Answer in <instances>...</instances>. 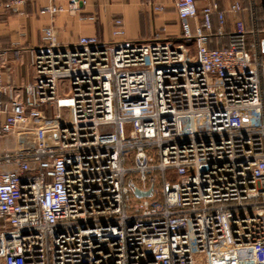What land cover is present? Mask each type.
<instances>
[{"label":"built area","instance_id":"obj_1","mask_svg":"<svg viewBox=\"0 0 264 264\" xmlns=\"http://www.w3.org/2000/svg\"><path fill=\"white\" fill-rule=\"evenodd\" d=\"M5 1L18 14L41 0ZM47 1L52 17L87 5ZM204 3L174 1L179 38L64 45L42 28L24 95L0 53V264H264V0L250 29L235 2L230 32Z\"/></svg>","mask_w":264,"mask_h":264},{"label":"crops","instance_id":"obj_2","mask_svg":"<svg viewBox=\"0 0 264 264\" xmlns=\"http://www.w3.org/2000/svg\"><path fill=\"white\" fill-rule=\"evenodd\" d=\"M5 1V0H4ZM87 5L84 6L75 15L63 13L57 16H50L41 11L47 7L49 2L41 0L37 4L27 5L20 14H15L21 20L14 21L12 31L19 28L26 33L24 39L15 36L12 43L19 44L14 46L13 50L2 53L3 60V79L4 83L14 89L16 93H25V86L34 82V54L33 49L41 43V29L47 26H53L58 34L59 41L64 45H74L80 37L97 36L101 41L110 42L113 40L128 41H151L155 37L160 38H179L182 34L180 18L176 12L175 0H86ZM220 8L227 11L226 14V30L230 32L233 29L237 15L229 12L230 7L235 2H240L244 7V12L240 15L245 24L253 23L250 18L249 11L252 10V0H218ZM6 3V1L4 2ZM152 4L164 8L163 12H155ZM204 0H197V5L201 9L204 6ZM31 7L33 8V15ZM0 16H1V0H0ZM34 19L36 29L30 30L27 24V17ZM23 17V18H22ZM122 18L124 20V35L120 39L113 37L114 19ZM86 18V19H82ZM20 24V25H18ZM194 27V23L192 22ZM215 25L217 21L215 20ZM2 25L0 21V36L2 33ZM21 32V33H22ZM8 33V31H7ZM21 35V34H20ZM31 39L30 45H26L28 39ZM217 46H223L225 38H216ZM220 44V45H219ZM226 45V44H225ZM16 47V48H15ZM24 97V96H23ZM5 103L9 102L8 98L4 99ZM32 141V135H28L27 139L12 137L4 138V148L10 149L12 140L17 141L14 149L25 148L29 140ZM30 141V142H31ZM13 149V150H14Z\"/></svg>","mask_w":264,"mask_h":264},{"label":"rangeland","instance_id":"obj_3","mask_svg":"<svg viewBox=\"0 0 264 264\" xmlns=\"http://www.w3.org/2000/svg\"><path fill=\"white\" fill-rule=\"evenodd\" d=\"M4 2H5L4 0H1L0 21H1V25H2V27H1L2 28V33H1V36H0V53L7 52L8 50L9 51L13 50L14 46H16V47L20 46V43L17 44V45H16V43H14V44L12 43V39L15 36H17V37L19 36L20 37L19 39H21V40L24 39L27 36L26 33H23L22 30H20L21 28L15 30V31L11 30L12 26L15 25L14 21L16 20V22H17V21L21 20V18L20 17L18 18L17 15L11 14L10 12H12V11L9 10V8L6 7ZM33 11L34 10L31 7V11H30V13H32L31 16L34 13ZM18 14H20V13H18ZM26 22H27L28 27H29L30 30L36 29V26L33 23L34 22L33 18H30L28 16ZM18 25H20V24H18ZM7 31H8V33H7ZM28 41L29 42L26 43L27 47L28 46H32V45H30L32 40L29 38ZM72 94H73V86H72L71 80H62V81H60L59 88H58V96L60 98H70L72 96ZM63 112H65V110ZM4 146H5V144H4V139H3V147ZM16 146H17V141L16 140H12V142H11V144L9 146L10 149L13 150ZM25 146H27V145H25ZM177 182H180L179 178H177ZM195 260H196V264H208L207 257H206L205 254L196 255Z\"/></svg>","mask_w":264,"mask_h":264},{"label":"trees","instance_id":"obj_4","mask_svg":"<svg viewBox=\"0 0 264 264\" xmlns=\"http://www.w3.org/2000/svg\"><path fill=\"white\" fill-rule=\"evenodd\" d=\"M28 5H29V4H28ZM10 13L13 14V15L16 14V13H13V12H10ZM255 13L258 15V17L261 16V8H260V4H259V3L257 4L255 11H252V10L249 11V14H250V18H251V19L253 18V14H255ZM246 26H247L248 29H250V28L253 27V23H251L250 25L247 24ZM223 39H224V38H223ZM218 40H219V39H218ZM218 40H217V39H214V40H213L212 45H211L212 48H220V49H221V48L227 46V39L225 38V42H226L225 44H226V45L224 44L223 46L221 45V46H217V47H216V42H217ZM219 45H220V44H219ZM49 115H50V114H49Z\"/></svg>","mask_w":264,"mask_h":264},{"label":"water","instance_id":"obj_5","mask_svg":"<svg viewBox=\"0 0 264 264\" xmlns=\"http://www.w3.org/2000/svg\"><path fill=\"white\" fill-rule=\"evenodd\" d=\"M151 193L152 191L150 190L149 192H141L140 190L136 189L135 190V195L138 197V198H142V197H150L151 196Z\"/></svg>","mask_w":264,"mask_h":264}]
</instances>
